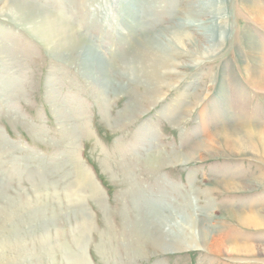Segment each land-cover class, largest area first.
I'll use <instances>...</instances> for the list:
<instances>
[{
  "label": "rangeland",
  "instance_id": "1",
  "mask_svg": "<svg viewBox=\"0 0 264 264\" xmlns=\"http://www.w3.org/2000/svg\"><path fill=\"white\" fill-rule=\"evenodd\" d=\"M43 15L79 38L44 43ZM152 40L170 60L159 79L140 75ZM251 128L264 0H0V264H264V227L236 217L264 215V155L225 140ZM137 215L182 227L183 245L134 239ZM201 233L256 253L212 252Z\"/></svg>",
  "mask_w": 264,
  "mask_h": 264
},
{
  "label": "bare ground",
  "instance_id": "2",
  "mask_svg": "<svg viewBox=\"0 0 264 264\" xmlns=\"http://www.w3.org/2000/svg\"><path fill=\"white\" fill-rule=\"evenodd\" d=\"M31 9V8H29ZM12 12L16 14L18 18H20L23 21V24L28 25V27H34V24H32V14L30 11L26 10L24 8V5H15V7H11ZM49 13L45 14L48 15ZM42 15V14H41ZM41 17V16H40ZM57 16H48L45 17L43 15L42 22H40L39 27H37L38 31H40V34H43L40 38L44 43H52L55 42L59 44L62 49H67V43L69 41H74V33L76 34V38L78 39L80 34L78 35L76 32H74V28L70 26L65 18L64 19H57ZM68 18V17H66ZM70 20V19H69ZM60 21V24L58 23ZM60 26V28H59ZM37 31V30H36ZM77 31V30H76ZM179 37V36H177ZM153 41V40H152ZM180 41V39H178ZM154 44H151V42L144 47L146 50L145 61L139 62L140 65V75L143 77L151 78V79H159L161 72L167 70L169 68V58L162 52V46L157 44L156 41H153ZM196 42H194L195 44ZM145 46V45H144ZM209 46V45H208ZM59 47V48H61ZM199 47L196 45V50H198ZM212 46H209L205 49V53L207 55L212 54ZM200 50V49H199ZM145 62V64H144ZM234 130V129H233ZM241 133H237V131H231L229 130L225 136V140L227 142V145L231 148H236L237 151H239L242 154L250 153V154H260L262 153L264 155V129H257V128H251L247 130V133L245 135H240ZM223 136V135H222ZM223 138V137H222ZM80 167V165H79ZM82 173L85 174L86 180H89V174L84 170L83 167H80ZM230 190L233 191H239L243 190V186H238L237 184H230L229 186ZM137 194V192H136ZM139 194V193H138ZM141 195V194H140ZM142 197V196H140ZM85 215H87V219L83 221L80 225L86 227V222L89 218V215L87 211L85 210ZM152 212V211H151ZM147 213V212H146ZM145 213V214H146ZM157 215L156 211H153L152 215ZM148 216V215H147ZM159 216V214H158ZM237 222L240 227H243L248 230H255L260 227H264V215H261L258 212H252V211H246L239 213L237 216ZM145 219L140 218L139 215L133 219V221L130 223H125V228H128L129 230L127 232H130L129 234H132L134 239H142L146 238L147 235L145 234L148 230H152L154 232H158V234H152L150 238V243H152L156 247H160L163 244L170 243L171 241H177V244L179 247H181L183 244L182 242L185 241L183 238V228L182 230L179 229L178 235H175L171 230L162 228L164 219H158V221L154 222L152 219H148V217H144ZM7 219V218H6ZM148 219V220H147ZM178 222L175 221L172 225H177ZM9 225V223H7ZM87 228V227H86ZM9 229V226H8ZM111 229V228H110ZM109 229H107L108 231ZM113 231V230H112ZM109 232V231H108ZM251 232V231H250ZM104 233V232H103ZM111 234V233H110ZM182 234V235H181ZM109 236V235H108ZM149 236V235H148ZM201 238L206 243L209 244V249L212 252L221 253L225 252L229 255H244V256H251L255 255V251L251 249L248 245L241 244L239 242H236L235 240L230 239H219L215 241V243L212 242V239L208 237L207 234L201 233ZM80 239V238H79ZM132 239V238H131ZM130 239V240H131ZM195 239V238H194ZM133 240V239H132ZM79 241V240H77ZM138 241V240H135ZM195 241V240H194ZM83 242V241H82ZM79 243V242H78ZM148 243V242H147ZM81 244V242H80ZM167 248V247H166ZM172 248V247H170ZM98 250V249H97ZM104 252V251H103ZM167 252V251H166ZM105 256V252H104ZM101 259V257H100ZM74 260V264H90L87 259L81 258V261H78L77 259Z\"/></svg>",
  "mask_w": 264,
  "mask_h": 264
}]
</instances>
